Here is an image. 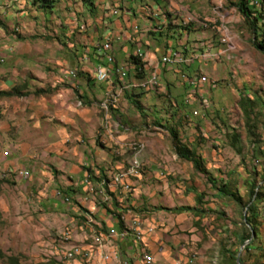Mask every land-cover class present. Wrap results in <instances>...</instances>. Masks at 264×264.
I'll return each mask as SVG.
<instances>
[{
  "label": "rangeland",
  "instance_id": "1",
  "mask_svg": "<svg viewBox=\"0 0 264 264\" xmlns=\"http://www.w3.org/2000/svg\"><path fill=\"white\" fill-rule=\"evenodd\" d=\"M104 1L113 7L123 6L120 0ZM237 1L163 0L162 12L154 15L155 25L166 24L162 16L165 9H172L174 14L179 12L178 16L174 15L172 25L190 26V30L176 36L175 31L169 32L165 26L167 32L160 38L151 32L143 33L146 27L140 5L145 2L138 0L133 6L136 13L133 25L136 26L123 30L134 33L128 42L134 55L137 45L141 44L143 51L157 48L160 62L170 48L179 51L184 58L181 64L161 66L159 84L145 87L148 90H144L141 83L147 84L158 71L157 67L145 66V73L128 71L123 82L136 86L119 92L112 121L114 126L129 133L132 140L125 145V153L115 151V163L108 167L111 176L120 170H124L121 173L131 170H125L135 156L130 144L141 143L146 147L139 156L142 177L137 179L138 174H134L124 179H132V193H125L122 184L114 182L121 173L105 181L115 185L111 188L123 192L125 202L140 191L134 206L124 204L125 214L154 219L151 242L158 254L160 247L167 248L175 260L172 263V258L171 264L188 258L195 259L194 264H241L237 261L239 254L246 264H264V53L255 47V35L238 10ZM149 3L157 5L155 0H149ZM86 5L87 14H92L91 0H86ZM97 9L94 11L96 18L101 16ZM46 12L38 17L46 24L39 23L41 27H37L32 35L17 36V28L10 31L15 37L0 49V67L14 66L17 71V38L23 40L36 48L34 53L25 55L26 64L32 63L36 70L29 78L38 80L46 75L50 80L44 90L33 88L30 99L36 103H40L42 97L53 100V94L65 89L70 90L75 105L81 102L84 110L98 111L99 101L108 89L104 82L95 78L100 66L97 60L111 56L115 60L113 73L119 80V70L127 67L131 59L125 57L118 61L114 51L106 52L111 48L106 50L104 47L105 51L100 53V47L107 42L114 47V41L121 42L123 35L99 38V43L93 45L88 40V33L85 37H77L76 30L73 34L66 32L69 21L61 9L54 14L49 10ZM113 20L108 19V23ZM141 34L145 36L142 38ZM205 52L210 54L208 59L194 61L196 55ZM102 61L101 65H107L108 62ZM71 70L77 72L74 79L65 74ZM61 78L66 82L60 83ZM69 80L81 81L85 87L81 91L67 83ZM52 82L59 84L52 88ZM198 83L200 87H197ZM27 86V82L22 81L17 90H27ZM111 95L114 94L110 92L108 97ZM131 99L138 102L141 109ZM112 101L108 98L102 108L107 112L111 110L106 106H111ZM60 113V108L56 107L43 115V120L52 118L51 125L46 124V128L45 125L34 126L37 121L33 119L30 128L17 125V132L11 138L0 130V264H17V261L19 264L57 263V257L72 240L61 237L70 229L78 230L81 223V216L72 209L80 208L74 199L70 205H55L49 197L52 194L53 198H59L58 190L62 191L64 185L61 181L69 180L73 175L68 167H63L64 164H73L82 171L89 168L85 161H76L75 156L91 145L96 124L80 126V129L73 126L80 134L74 135L73 141L69 138L64 143L74 153L71 159L65 156L69 151L63 147L50 148L55 142L63 143V136L57 132L63 123ZM1 120L4 121L2 109ZM174 136L201 156L207 175L196 171L191 162L178 155ZM95 141L100 144L99 137ZM22 167L29 170L32 178L18 176ZM209 178L217 187L227 184L242 197L243 203L221 196ZM33 181L34 190L25 192L21 185L32 189L30 183ZM251 181L258 184L255 194L260 197L257 231L252 230L247 221V205L256 197ZM104 192L102 186H95L91 181L88 184V194L93 197H109L106 192L103 195ZM104 199L100 202L107 204ZM182 207L194 208L199 214L175 212ZM248 236L253 243L246 250L251 241H243ZM52 239H60L64 248L52 252L49 245ZM161 264L167 262L162 258Z\"/></svg>",
  "mask_w": 264,
  "mask_h": 264
},
{
  "label": "crops",
  "instance_id": "2",
  "mask_svg": "<svg viewBox=\"0 0 264 264\" xmlns=\"http://www.w3.org/2000/svg\"><path fill=\"white\" fill-rule=\"evenodd\" d=\"M120 1L123 4L121 8H118V6L113 7L110 5V2L104 0H92L93 5L91 6V9L93 8V12L89 15L87 14L86 0H56V2L53 4V7H43L40 3L30 0H0V49H3L5 47L4 45H6L11 41L12 38L15 37L13 34H10L12 29L17 28V36H30L34 33V31H36L37 27H41L40 24H46L44 20L39 21V14L45 15V13H47L46 10H49L51 14H54L56 10L61 9L69 21L66 24L67 31H65H70V34H73L76 30V32H78V35H76L77 37H85L84 34L88 33V40L93 45L99 43V38L106 39L109 37L111 38L113 35L116 36L122 34V41H114V47L112 45L111 50L112 52L114 51L116 60L120 61L119 59H121V61H123L125 57H130V54H132L130 52L128 42L131 40V35L134 34L133 31L131 33L127 31L128 33H125L123 30L125 27L129 29L133 28V26H136L133 25V19L136 18V13L134 12L135 9L133 6L134 3H138V0ZM144 2L145 3L140 5L144 15L143 18L145 20L144 26L146 27V30L143 33L152 31L155 32L153 27L157 21L155 20L154 15H159L160 12H162L161 5L163 4V0H155L157 5L149 3V0H144ZM97 8H99L101 16L96 18L94 16V11H96ZM79 12H82V14ZM165 12H169L173 18L174 15L178 16L179 14L178 11H176L174 14L175 11L172 9H165ZM162 18L164 19L163 22H166L167 24L169 21L168 17L163 14ZM108 19L114 20L112 23H108ZM151 29L152 31H150ZM144 36V34H141L142 38ZM137 47L138 49H142L141 44H138ZM35 49L36 48L33 49L30 44L24 43L23 40H18L17 38V71H15L16 69L14 66L8 68L0 67V93L13 92V95L11 96H3L0 94V96H2L0 98V109H2L4 117V121H0V130L3 129L6 134L10 135L9 138H11V135H14L15 132H17V125L23 126L25 129L30 126L32 121L31 119L37 121V124L34 126L39 127L41 125H45L46 128V124L51 125L52 118H45V120H43V115L49 114L50 111L56 107L60 108L61 113L59 116L63 123L61 124L60 130L55 131L63 136V143L59 141L55 142L53 147L50 148L53 149L61 146L67 150V152L69 151L65 154V156L73 159L72 155H74V153H71L70 149L67 148L68 146L64 144L65 141L69 138H71L73 141L72 138L74 135L80 134L78 131L80 126L87 127L89 125L96 124V130L94 133H92V136L95 137L94 140L91 141V145L89 148L85 147L82 149V152L75 156L76 161L80 163L85 161V164L89 168L82 171L73 164L63 165V167H68L73 175H70L69 180L61 181L63 182L62 184H64L62 185L63 187L61 192L63 195L69 197L70 201L71 199H74L76 203L79 204L80 208L83 209V211H81L80 208H72L74 211L78 212V215L81 216L80 221L82 224L80 223L78 230L70 229V233L68 232L66 236H60L62 239H72L71 242H68L65 245V249H63L64 246L62 245V241H60V239H52L49 243L51 248L50 250L53 252L54 249L58 250V248H61L63 249V251H61V255H64L65 251H69L74 248L82 251L83 253L82 256H79V260L73 261L71 264H123V260H128L129 264H144L145 256H142V251L147 249L156 254V259L159 260L160 264L162 262V258L167 262V264H171L173 256L169 254L167 248L164 246L160 247V253L158 254L156 246L151 242L150 234L153 233L154 219L147 218L146 216H144L145 218L142 219L137 215L125 214L124 204L127 203L126 206H134L140 191L137 190L134 195H131L130 200L125 202L122 197L123 192L119 189L111 188L115 187L113 183L106 184L105 182L107 180H112L115 176L124 171L120 170L111 176L110 174L112 171H110L108 167L115 163L113 161L114 157L116 156L114 155L116 153L115 151L125 153V145L127 142L132 140L129 133H125L124 130L114 126L112 121V113L114 111L113 109L117 108L116 103L119 101V92L123 91V88H132L135 86V84H126L123 82L124 80H118L113 74L111 80L103 83L105 88L108 90L103 95L104 97H101V101H99L98 111L84 110L81 102L75 105L72 101L70 90L65 89H61L59 93L53 94L51 96L54 98L53 100L42 97L41 102L36 103V101L30 99L34 94L32 92L33 88L44 90L46 85H49L48 82L50 80L48 77H46V75H44V77L38 78V80H34L32 77L29 78V74L31 73L34 75L36 70L32 63L26 64L25 60L27 59V56L25 55L27 53H34ZM170 49L175 50L174 48ZM145 53L147 55V60L145 62L146 68L157 67L158 70H160L162 65L160 64V60L157 58L158 49H151L150 51H145ZM12 55H10L9 58H11ZM102 60L103 59L97 60L98 65L102 64ZM8 74H11V76L8 77ZM22 81H24L25 84L27 82L28 89L19 91L17 90V86ZM61 82L66 81L61 78L60 83ZM67 83L72 84V87H77L81 91L85 87L84 83L81 81L69 80ZM57 84H59V82L50 83L52 88H55ZM144 90L148 89L145 88ZM109 91L114 95L108 97L110 93ZM41 92L42 91H40V93ZM108 98L113 101L110 102L111 110L107 112L104 110V108H102V103L108 100ZM73 126L79 129H73ZM97 137H99L100 144H97L95 141ZM129 146H127L128 149ZM56 160L59 162L60 159L56 157ZM24 169L26 168L22 167L20 170ZM106 174L108 175L104 177ZM134 174H138V171H136V173H131V170H129L126 173H121L119 176L115 177L114 181H120L122 179L124 180L129 175ZM87 175L92 176L90 181L95 186H102L103 191H105L106 194L107 192L111 194L112 197L111 201L109 202V208L107 207L108 203L106 204L100 202V200L104 199L101 195L93 197L92 195L88 194L87 186L85 184V178ZM30 177L32 178L31 174ZM18 181L21 182L23 180L18 179ZM124 181H132V179H126ZM119 184H122V188L125 193H132L133 189L126 191V183H118L117 185ZM34 185L35 183L33 181L32 184L30 183V188H34ZM21 186H23V190L25 192L34 190L33 188L29 189V186L27 187L26 185ZM105 192L103 195H105ZM41 198H44V196H41ZM49 200L55 202V205L64 203L62 199L56 198V196L53 198L52 194L50 195ZM39 202H41V199H39ZM71 203L72 202H70V204ZM122 214H124V216H126L128 219H141L140 221L135 220V222L144 223L145 227L152 230V232L148 233L143 243H136L132 237V229L125 228L124 224L119 222V218L122 216ZM78 222L79 221H76V224H78ZM112 227L117 229L118 237L128 239L125 241H121L119 239H113L109 241V239L106 237V233ZM109 253L113 254L112 260L104 263V258ZM162 255H164V257H162ZM179 261H181V259ZM179 261H177V263ZM173 262H175L174 258L172 260V263ZM61 263L67 264V261L59 259L58 256L57 264Z\"/></svg>",
  "mask_w": 264,
  "mask_h": 264
},
{
  "label": "trees",
  "instance_id": "3",
  "mask_svg": "<svg viewBox=\"0 0 264 264\" xmlns=\"http://www.w3.org/2000/svg\"><path fill=\"white\" fill-rule=\"evenodd\" d=\"M35 2L40 3L43 7H53V4L56 2V0H43V1L42 0H40V1L36 0ZM262 2H264V0ZM235 4H236L238 10L240 11V13L243 15V17L245 18V20L249 24L250 28L253 30V33H254L255 38H256V39H254L255 40L254 41L255 47L259 51L264 53V6L262 8L258 9L249 0H238ZM91 5H93L92 0H91ZM164 15L168 17V19H169L168 23L167 24H156L153 27V29H155V32H151V33L158 35L161 38L164 36L165 31L167 32V30L165 29V26H168L169 32L171 30L175 31L174 34H176V36L177 35H183L185 31L190 30V28H189L190 26L184 27L182 25H177V27H176V26L172 25L171 21L173 20V16L169 12H165ZM111 51H107V52H111ZM100 53H102V52H100ZM130 57H131L130 62H129L130 71L135 72V73H137L138 71H142L143 73H145V62H142V60H140L134 54H132ZM103 60H104V62H107L106 59H103ZM0 94L3 96H11V95H13V92H1ZM131 100L133 101V103L136 105L137 108L141 109V106L138 102L134 101L133 99H131ZM174 137H175L178 155L182 159H185V160L191 162L196 171L207 175L208 171L206 170L205 164H204L201 156L198 155L195 150L189 148L187 145L183 144L180 140H178V138L176 136H174ZM209 181L215 185V183L213 182V179L209 178ZM251 186H252V192L254 195H256V197H255L254 201L251 202V204L249 206L247 205V209H248L247 221L251 225V229L254 231H257V220L259 219V216H260V211L258 210L259 209L258 203H259L260 197L257 194H255V190L258 188V184H256L255 181H251ZM215 187L221 196L230 197L239 204L243 203L242 197H240L237 193L233 192L227 184H224V185L219 186V187H217V185H215ZM190 211H194V213L196 215L199 214L198 210L191 208V207H182L179 209H175V212H177V213L178 212L179 213L190 212ZM248 240H250L249 236L243 241V243L245 241H248ZM252 243H253V241H251L250 244H248L245 247V249L248 250L250 248V246L252 245ZM240 263L246 264L242 258L240 260ZM17 264H19L18 261H17ZM47 264H57V263L55 261H52V262L49 261Z\"/></svg>",
  "mask_w": 264,
  "mask_h": 264
},
{
  "label": "built area",
  "instance_id": "4",
  "mask_svg": "<svg viewBox=\"0 0 264 264\" xmlns=\"http://www.w3.org/2000/svg\"><path fill=\"white\" fill-rule=\"evenodd\" d=\"M249 1L253 5H255L258 9L262 8L264 6V2H261L260 0H249ZM189 18L188 19L191 20V17H189ZM100 51L104 52V46L100 47ZM135 55L140 60H142V62H145V60H146L145 51H143L142 49H137ZM173 57H183V56L179 51L169 49V51L166 52V54L162 57L160 64L162 66H164V65H176V64H173ZM209 57H210L209 52H205V53L196 55L194 57V61H196V60L200 61L203 59H208ZM106 59L108 62L107 65H100L97 68L96 73H95V78L99 82H107V81L111 80V78L114 74L113 73V71H114V66H113L114 59L111 56H106ZM128 71H130L129 65L127 67H121V70H119V72H120V78L119 79L125 80V77L127 76ZM155 74L158 75V78H159V76H160L159 70L155 71ZM66 75H67V77L74 79L77 76V72L75 70H71L69 72H66ZM141 86H142V88L147 87V86H157V82L153 83V84H145V82L143 81L141 83ZM197 87H200V83L197 84ZM193 90H195V89H193ZM106 109H110V106H106ZM145 149H146V147H144V146L135 147V156L130 163V167L126 169V170H129L130 168H138V175H137V177H135L137 179L142 177V174L140 171L142 164L139 160V156L141 155V153ZM18 176L20 178L27 179L30 177V173L26 169L20 170L18 172ZM91 178H92L91 175H87V177L85 178V184L87 186V191H88V184H89ZM114 182H116L117 184L118 183H126V191L129 189H133L132 188V185H133L132 181H124L122 179L120 181H114ZM107 194H109V193L107 192ZM110 197H112L111 194H109V200H110ZM59 199H62L63 202L66 204H70V202H71L70 199L67 196L63 195V193L61 191H59ZM107 207L109 208V201H108ZM119 222H122L124 224L125 228H131L132 229V237L136 243H143L146 236L148 235V233L152 232V230L145 227L144 223H137L132 219H128L126 216H124V214L122 216H120ZM106 237L109 239V241L113 240V239H119L121 241H125L128 239V238L118 237L117 236V229L114 227L109 229V231L106 233ZM79 256H82V251L72 252V253L67 254V255H60L59 259H67V264H71L73 261L79 260ZM142 256H145V264H159L155 255L147 249H144L142 251ZM112 258H113V254H110V253L107 254L104 258V263L111 261ZM194 262H195V259L188 258L187 260L185 259L183 261L182 260L179 261L177 264H194ZM123 264H129L128 260H123Z\"/></svg>",
  "mask_w": 264,
  "mask_h": 264
},
{
  "label": "bare ground",
  "instance_id": "5",
  "mask_svg": "<svg viewBox=\"0 0 264 264\" xmlns=\"http://www.w3.org/2000/svg\"><path fill=\"white\" fill-rule=\"evenodd\" d=\"M30 1H36V0H30ZM40 1V0H39ZM43 1V0H42ZM261 2L263 1V0H260ZM191 22V21H190ZM105 49L106 50H109L110 48H111V45H110V43H107L105 46ZM183 61H184V58L183 57H173V64H181V63H183ZM166 66V65H165ZM170 66H172V65H170ZM157 82V84H159L158 83V75H156L155 73H154V75L152 76V77H150L149 78V80L147 81V84H153V83H156ZM148 87V86H147ZM150 87H155V86H149V88ZM137 146H144L145 147V145L144 144H141V143H132L131 144V148H132V150H134L135 151V147H137ZM136 171H138V168H132L131 169V173H136ZM94 191V190H93ZM110 200H111V198H110ZM109 200V197L107 196V197H105V199H104V201L105 202H108V201H110ZM68 239V238H67ZM77 251H79V249H75L74 251H72V252H77ZM72 252H69V253H67V254H70V253H72ZM83 253V252H82ZM66 254V255H67ZM65 255V254H64ZM144 264H145V258H144Z\"/></svg>",
  "mask_w": 264,
  "mask_h": 264
},
{
  "label": "water",
  "instance_id": "6",
  "mask_svg": "<svg viewBox=\"0 0 264 264\" xmlns=\"http://www.w3.org/2000/svg\"><path fill=\"white\" fill-rule=\"evenodd\" d=\"M245 219H246V218H245ZM250 241H251V239L248 240L247 243H249ZM247 243H246V244H247ZM246 244H245V245H246ZM245 245H244V246H245ZM237 261H238V263L240 262V254H239L238 258H237Z\"/></svg>",
  "mask_w": 264,
  "mask_h": 264
}]
</instances>
